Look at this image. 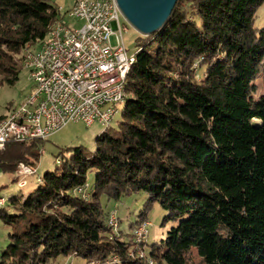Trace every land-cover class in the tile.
Returning a JSON list of instances; mask_svg holds the SVG:
<instances>
[{
  "label": "trees",
  "instance_id": "trees-1",
  "mask_svg": "<svg viewBox=\"0 0 264 264\" xmlns=\"http://www.w3.org/2000/svg\"><path fill=\"white\" fill-rule=\"evenodd\" d=\"M263 4L178 0L162 28L140 34L121 120L93 150L62 148L33 191L0 208V264H264V93L255 83L264 86V27L254 25ZM63 17L50 0H0V86L19 81L24 50ZM45 141H9L0 169L37 167ZM87 184L85 199L76 189ZM141 191L138 218L114 231L103 198ZM155 204L163 223L178 225L141 257L133 229Z\"/></svg>",
  "mask_w": 264,
  "mask_h": 264
},
{
  "label": "built area",
  "instance_id": "built-area-1",
  "mask_svg": "<svg viewBox=\"0 0 264 264\" xmlns=\"http://www.w3.org/2000/svg\"><path fill=\"white\" fill-rule=\"evenodd\" d=\"M66 13L72 24L64 16L40 49L27 47L23 52V68L30 70L35 88L24 103L0 117L1 149L9 141L47 140L70 122L108 129L116 118L117 105L125 100L136 52L129 53L124 43L117 0H77ZM36 173L34 166L20 162L16 172L19 185L26 187V177ZM37 180L42 181L41 176ZM76 192L85 199L90 197L88 184ZM9 201L0 195V208ZM109 215L108 223L117 232L121 229L117 211ZM149 224L145 220L133 229L134 253L141 257L146 255ZM117 260L113 256L108 264Z\"/></svg>",
  "mask_w": 264,
  "mask_h": 264
},
{
  "label": "rangeland",
  "instance_id": "rangeland-1",
  "mask_svg": "<svg viewBox=\"0 0 264 264\" xmlns=\"http://www.w3.org/2000/svg\"><path fill=\"white\" fill-rule=\"evenodd\" d=\"M51 3L57 5L61 12L64 14V21L72 24L73 20L67 16L66 13L77 0H50ZM255 27H264V4L258 9L255 17ZM118 28V26H116ZM120 27L122 30V37L124 43L129 51L133 53L136 50V39L140 35L138 30H136L132 25L125 19L121 14ZM113 45L118 44V38L116 35L112 38ZM41 44H36L33 49H40ZM256 84L260 86V93H264V86L261 78L255 81ZM35 83L31 76L29 69L23 68L20 73L19 81L14 85H2L0 86V114L6 115L10 110L20 106L24 103L27 97L34 91ZM124 103L117 105V115L113 121V125H116L121 120V107ZM102 126L100 124H95L92 127L86 126L83 122H70L60 130L52 134V136L44 142L42 154L40 160L38 161L37 173L26 177L28 185L26 187H21L19 185V177L16 173H4L0 169V195L7 197L18 195V194H28L33 191L38 185V177L42 176L46 171H51L56 168L57 154L62 148L69 146L82 145L89 150L95 148V135L94 132H101ZM18 169V167H17ZM17 172V171H16ZM95 177V171L89 174V184L92 185ZM148 195L146 192L141 191L139 193H133L131 195L123 196L118 202L110 201L107 198H103V203L107 207V210L115 208L118 211V215L121 218L120 230L128 232L129 224L134 222L139 215L140 209L143 207ZM167 211L160 206V204H155L153 209L150 211L147 220L149 221L148 234L146 238V251L149 252L151 246L154 243H160L168 236V233L177 227L178 223L176 221H167L163 223L164 217ZM8 227L0 218V250H2L8 242ZM66 258H60L57 262L52 264H97L89 263L82 257H74L65 262Z\"/></svg>",
  "mask_w": 264,
  "mask_h": 264
},
{
  "label": "water",
  "instance_id": "water-1",
  "mask_svg": "<svg viewBox=\"0 0 264 264\" xmlns=\"http://www.w3.org/2000/svg\"><path fill=\"white\" fill-rule=\"evenodd\" d=\"M178 0H117L121 14L141 35L162 28Z\"/></svg>",
  "mask_w": 264,
  "mask_h": 264
},
{
  "label": "crops",
  "instance_id": "crops-1",
  "mask_svg": "<svg viewBox=\"0 0 264 264\" xmlns=\"http://www.w3.org/2000/svg\"><path fill=\"white\" fill-rule=\"evenodd\" d=\"M94 133H95V135H96V134H99L100 132H99V133H98V132H94ZM116 207H117V206H116ZM116 207H115V208H116ZM115 208H112L110 211L112 212V210H116ZM116 211H117V210H116ZM117 212H118V211H117ZM117 214H118V213H117ZM118 216H119V215H118ZM119 218H120V217H119ZM120 221H121V218H120ZM72 258H73V257H68V258H66V259H65V262L68 261L69 259H72Z\"/></svg>",
  "mask_w": 264,
  "mask_h": 264
}]
</instances>
